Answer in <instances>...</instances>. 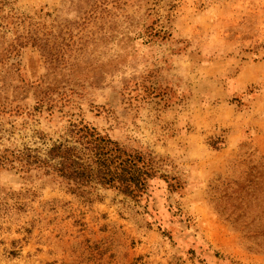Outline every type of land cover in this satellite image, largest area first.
I'll list each match as a JSON object with an SVG mask.
<instances>
[{
	"label": "rangeland",
	"instance_id": "rangeland-1",
	"mask_svg": "<svg viewBox=\"0 0 264 264\" xmlns=\"http://www.w3.org/2000/svg\"><path fill=\"white\" fill-rule=\"evenodd\" d=\"M0 151L83 122L160 173L141 199L0 169V264H264V0H0Z\"/></svg>",
	"mask_w": 264,
	"mask_h": 264
},
{
	"label": "trees",
	"instance_id": "trees-1",
	"mask_svg": "<svg viewBox=\"0 0 264 264\" xmlns=\"http://www.w3.org/2000/svg\"><path fill=\"white\" fill-rule=\"evenodd\" d=\"M41 88L15 87V93L25 92L27 98L34 95L36 106L30 109L27 105L12 106L0 100V115L42 114L46 107L52 112L55 106L48 103L50 99ZM70 133L75 145L55 147L47 158L27 149L0 151V169L17 170L29 177L33 173L52 177L73 195L88 200L100 187L141 199L149 190L150 180L160 173L159 161L152 154L127 150L90 125L74 123Z\"/></svg>",
	"mask_w": 264,
	"mask_h": 264
}]
</instances>
